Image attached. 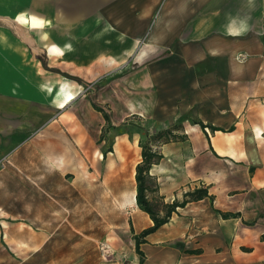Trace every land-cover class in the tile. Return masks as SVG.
I'll return each instance as SVG.
<instances>
[{
    "label": "crops",
    "instance_id": "crops-1",
    "mask_svg": "<svg viewBox=\"0 0 264 264\" xmlns=\"http://www.w3.org/2000/svg\"><path fill=\"white\" fill-rule=\"evenodd\" d=\"M165 4L167 17L157 32L161 42L150 58L143 53L136 60L142 84L153 91L159 122L182 119L186 139L153 146L162 159L150 175L166 204L183 202L186 193L198 189L209 197L178 208L145 239L144 264H264V0ZM28 19L40 20L38 26L28 24L32 29L51 26L36 16ZM5 53L10 58L14 47ZM46 119V110L15 87L0 88V239L12 242L19 223L11 220H22L31 236L24 243L30 252L25 264L52 251L55 259L48 253L46 264H56L57 252L65 249V230L78 233L65 227L71 213L58 201L60 209L47 200V208L40 209L48 192L63 196L64 189H76L69 176L79 165L72 152L65 161L62 136L59 147L35 141ZM52 184L59 194L49 189ZM122 187L127 191L126 182ZM136 213L140 233L153 226L149 216Z\"/></svg>",
    "mask_w": 264,
    "mask_h": 264
},
{
    "label": "rangeland",
    "instance_id": "rangeland-1",
    "mask_svg": "<svg viewBox=\"0 0 264 264\" xmlns=\"http://www.w3.org/2000/svg\"><path fill=\"white\" fill-rule=\"evenodd\" d=\"M166 2L0 0V88L15 87L20 96L46 110L47 119L36 129L42 133L33 135L35 141L59 147L62 136L65 161L72 152L79 162L69 176L76 189H64L63 196L47 191L49 197L43 195L40 202V209L47 208V201L60 209L58 201L64 212L71 213L65 227L78 229V233L65 230V249L57 252L56 264H138L135 238L141 227L136 212L143 211L135 197L143 147L176 142L183 129L182 119L175 124L159 122L153 91L142 84L136 60L143 53L150 58L161 42L157 32L161 18L167 17ZM19 15L49 20L51 26L32 29ZM49 39L53 44L48 45ZM48 46L62 53L55 55ZM13 47L15 53L8 58L5 52ZM59 91L74 94L75 100L59 101ZM169 130L176 137L167 136ZM125 182L131 193L122 187ZM157 184L148 178L146 195L164 218L168 204L158 194ZM49 189L59 194L55 184ZM11 221L19 226L13 228L12 242L0 239V264H25L30 252L24 243L31 236L25 234L22 220ZM48 253L55 259L56 252ZM47 254L37 255L29 264H46Z\"/></svg>",
    "mask_w": 264,
    "mask_h": 264
},
{
    "label": "trees",
    "instance_id": "trees-1",
    "mask_svg": "<svg viewBox=\"0 0 264 264\" xmlns=\"http://www.w3.org/2000/svg\"><path fill=\"white\" fill-rule=\"evenodd\" d=\"M100 112L103 113L104 118L106 121H109V116L104 113L102 110ZM203 128H205L204 124L199 123ZM213 131L216 129L212 128ZM160 135V134H159ZM182 136L179 137L178 141H185L186 135L181 134ZM167 136H174L176 137V134H174V130H169L167 132ZM168 143V142H167ZM153 147V146H152ZM151 146H146L143 147V152H142V158L143 161L137 166V175H136V180L138 183L137 186V204L140 207V209L148 214L153 221V226L145 229L140 235L136 236L135 238V251L136 254L140 257V263L139 264H144L145 262V254L141 250V245L147 243L146 238L158 231L162 226L166 225L169 223L172 215L177 212L178 208H184L187 203L192 202V201H199L202 200L206 197H209V193L206 189H198L195 190L194 192H188L184 196V201L179 202L175 201L173 204H168L166 205V215L164 218H161L158 213L155 211L153 208L151 202L148 200L146 191H147V186L146 182L147 179H152L153 177L150 175V170L153 165L158 164L161 159L162 155L158 154V152L154 151Z\"/></svg>",
    "mask_w": 264,
    "mask_h": 264
},
{
    "label": "bare ground",
    "instance_id": "bare-ground-1",
    "mask_svg": "<svg viewBox=\"0 0 264 264\" xmlns=\"http://www.w3.org/2000/svg\"><path fill=\"white\" fill-rule=\"evenodd\" d=\"M18 17L25 24H31L32 26H38L40 24V20H37V19L30 20L25 15H19ZM58 94L61 95L65 99V101L71 102L75 99L74 94H69V93H66L64 91H61V92L59 91ZM65 101H63V103ZM126 185H127V191L131 193V191H132L131 185L129 183H126ZM134 197H135V195H134Z\"/></svg>",
    "mask_w": 264,
    "mask_h": 264
},
{
    "label": "built area",
    "instance_id": "built-area-1",
    "mask_svg": "<svg viewBox=\"0 0 264 264\" xmlns=\"http://www.w3.org/2000/svg\"><path fill=\"white\" fill-rule=\"evenodd\" d=\"M108 249H109L108 246H104V247H103V250H104L105 253L108 252Z\"/></svg>",
    "mask_w": 264,
    "mask_h": 264
},
{
    "label": "water",
    "instance_id": "water-1",
    "mask_svg": "<svg viewBox=\"0 0 264 264\" xmlns=\"http://www.w3.org/2000/svg\"><path fill=\"white\" fill-rule=\"evenodd\" d=\"M67 20V19H66ZM49 42H52L50 39H49Z\"/></svg>",
    "mask_w": 264,
    "mask_h": 264
}]
</instances>
